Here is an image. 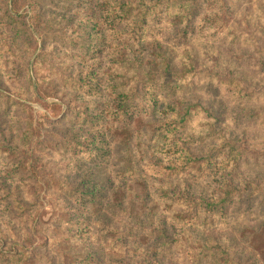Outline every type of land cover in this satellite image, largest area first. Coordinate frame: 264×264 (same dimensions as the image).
I'll return each instance as SVG.
<instances>
[{"label":"rangeland","instance_id":"1","mask_svg":"<svg viewBox=\"0 0 264 264\" xmlns=\"http://www.w3.org/2000/svg\"><path fill=\"white\" fill-rule=\"evenodd\" d=\"M224 1L226 10L211 9L213 0H135V12L156 4L140 23V16L109 13L111 0H0V264H85L88 254L93 264H154L155 220L178 209L166 195L160 200L159 186L188 179H168L177 160L154 158L147 145L145 94L159 77L154 68L162 74L158 46L195 111L187 131L195 137L185 139L203 148L198 154L232 142L264 164V0ZM179 2L200 4L186 38L175 27ZM220 77L244 83L221 86ZM124 92L136 111L126 124L113 112ZM26 122L34 136L23 155L18 136ZM21 158L33 170L13 177ZM197 168L189 172L201 177ZM87 180L99 188L82 204L74 192ZM213 181L197 177L196 186ZM249 201L233 204L224 228L238 226L244 264H264L244 238L264 219V205L258 194ZM173 231L181 233L180 225ZM175 245L166 264H188Z\"/></svg>","mask_w":264,"mask_h":264},{"label":"trees","instance_id":"2","mask_svg":"<svg viewBox=\"0 0 264 264\" xmlns=\"http://www.w3.org/2000/svg\"><path fill=\"white\" fill-rule=\"evenodd\" d=\"M111 1L109 13L140 16V23L147 19L148 12L154 9L156 5L155 3L151 4L148 12L142 10L141 7L135 12L137 9L135 6L141 2L134 4L135 0ZM219 4L222 9L228 8V4L224 0H213L210 8L216 9ZM173 7L177 9L175 27L179 32H183L186 38L200 4L198 2H179L173 4ZM18 33L20 30L16 31V38L17 36L21 37L17 35ZM171 59L163 54L162 48L158 46V50L154 54V62L156 67L162 69V74L155 72L156 69L154 68V74L159 75V77L154 75L155 82L149 81L148 84H152L149 85L148 93L145 94L150 95L151 101L150 104L145 105L144 109L149 110L148 116L152 119V129L147 145L152 150L154 158H157L159 154L162 156L169 154V158L163 157L161 159H166L167 162L177 160L173 161L174 166L169 168L172 172L167 174L168 179L176 178L177 175L183 173L188 174V179L183 180L185 184L183 187L179 182L174 184L173 181L168 185L162 183L159 186V190L162 191L159 195L160 200L166 195L171 200V206H176L178 209L174 210L172 218L160 216L158 220H155L159 226L154 227V239L158 236L156 241L154 240V264H166L168 254L173 251V244H176L174 246L176 248L179 245L184 249L183 255L189 257L188 264H244L245 260L241 252L244 248H239L238 243H236L235 232L238 231V226L225 229L224 226L227 225L228 227L230 224L227 222L226 215L233 204L234 206L242 203L251 205L249 199L256 194L261 196L263 203L260 205L263 207L264 187L261 186V189L257 182L263 180L264 164L259 161L260 157L256 156V152H254L255 157L251 158L250 155L246 154L245 149L232 142L223 145L214 143L209 150L204 151L203 155L198 154V151L203 148L193 146L194 144L190 140L185 139L187 137L192 140L195 137L187 132L190 130L188 126L193 120L195 111L191 106L188 107L184 104L182 91H178L179 89L182 90L180 79L176 76L177 70L175 67L173 68ZM162 76H168L170 79H163ZM30 79L32 80L31 76ZM219 79L221 86L224 84L236 89H239L244 83L242 79L237 77L225 79L220 77ZM164 90L166 92L163 95ZM229 90L232 91L231 88ZM118 96V100L113 102V112L126 124L129 119L136 116V111L132 108L134 106L133 97L129 92L120 93ZM91 117L94 118L93 115ZM33 131L32 126L27 122L25 128L19 131L18 140L22 152H24L23 155L31 151L30 143L34 136ZM211 135L212 139L215 140V133L213 132ZM188 142L189 145H185ZM96 149L102 151L103 147L98 146ZM25 161L26 159L21 158L16 162V168L10 170L11 173H14L13 177L22 175L21 168L27 169L29 166L33 170V165ZM159 165L160 167L156 172L162 174L165 165ZM196 167H198L197 171H201V177L193 171L189 172V168ZM191 173L194 174L191 175ZM197 177L201 179L212 178L214 181L208 187L196 186ZM98 188L97 184L91 185L90 181L87 180L84 188L74 193L78 196L77 200L84 204L95 200ZM3 189V192L6 193L7 191L10 192L12 188L4 187ZM20 203L23 204V200ZM81 216L83 214L78 215V217ZM178 225L182 230L179 234L173 231ZM253 228L255 231L249 235L251 238L244 236L246 240L250 241L249 244L247 242V246L253 252H260L264 255V219L259 220ZM259 232H262L263 235ZM186 233L187 235H185ZM177 234L180 238L175 239ZM85 260V264L97 263V259L91 257V254H88Z\"/></svg>","mask_w":264,"mask_h":264}]
</instances>
